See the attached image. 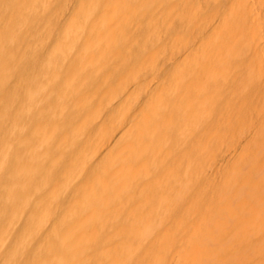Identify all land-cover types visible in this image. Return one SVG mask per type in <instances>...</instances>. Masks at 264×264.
I'll return each mask as SVG.
<instances>
[{
    "label": "bare ground",
    "instance_id": "obj_1",
    "mask_svg": "<svg viewBox=\"0 0 264 264\" xmlns=\"http://www.w3.org/2000/svg\"><path fill=\"white\" fill-rule=\"evenodd\" d=\"M0 264H264V0H0Z\"/></svg>",
    "mask_w": 264,
    "mask_h": 264
}]
</instances>
